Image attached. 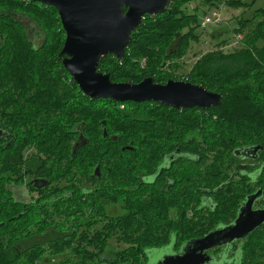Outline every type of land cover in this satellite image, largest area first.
<instances>
[{
    "label": "trees",
    "instance_id": "1",
    "mask_svg": "<svg viewBox=\"0 0 264 264\" xmlns=\"http://www.w3.org/2000/svg\"><path fill=\"white\" fill-rule=\"evenodd\" d=\"M190 2L171 0L166 12L146 14L124 57L104 55L98 70L114 82L150 76L202 85L223 95L210 108L90 97L59 56L66 32L58 10L35 0H0V264H143L147 253L149 261L161 259L232 222L259 189L264 207V8L234 28L245 34L241 47L209 51L181 77L162 69L198 36L196 12L186 16L183 7ZM21 14L41 29L38 46ZM258 14L263 18L255 22ZM179 32L180 48L167 53ZM257 145L254 158L238 152ZM30 148L36 158H26ZM41 159L53 162L45 168L53 181L81 174L83 199L75 198L74 182L50 202L42 200L53 192L35 202L15 196L14 183L31 191L26 173ZM261 225L235 246L236 264H264ZM111 238L128 246L116 249Z\"/></svg>",
    "mask_w": 264,
    "mask_h": 264
},
{
    "label": "water",
    "instance_id": "2",
    "mask_svg": "<svg viewBox=\"0 0 264 264\" xmlns=\"http://www.w3.org/2000/svg\"><path fill=\"white\" fill-rule=\"evenodd\" d=\"M54 6L59 13L66 39L59 56L66 70L81 90L92 98H111L116 101L159 102L175 108H210L222 103L223 95L202 85L182 79L159 83L153 77L140 82H114L108 73L98 70L102 56L124 57L131 34L146 14L166 12L171 0H35ZM127 8V9H125ZM181 45V33L167 49L176 52ZM261 145L239 150L245 156L256 157ZM95 174H99V167ZM263 190L248 195L236 220L221 229L187 243L183 253L166 254L156 264H204L205 250L212 247L215 237L232 242L243 238L264 223V208H254ZM220 239V240H221ZM188 246V247H187Z\"/></svg>",
    "mask_w": 264,
    "mask_h": 264
},
{
    "label": "rangeland",
    "instance_id": "3",
    "mask_svg": "<svg viewBox=\"0 0 264 264\" xmlns=\"http://www.w3.org/2000/svg\"><path fill=\"white\" fill-rule=\"evenodd\" d=\"M241 3L238 6H227L222 4L219 8L222 11L224 22L221 24H212L208 28H201L199 25H194V29L198 36L196 39H191L189 41V46L181 56L173 57L168 60H165L162 70L174 74L175 76H186L192 70V67L195 65L197 60L205 53L222 48L224 51L229 52L233 51L235 48L242 46L245 39V34H237L233 30L239 25L240 19H251L254 14H256L260 9L264 8V0H238ZM183 6V5H182ZM185 15L187 13L196 12L198 22L202 23L205 18V11H209L211 8H217L216 5L203 2L202 0H191V2L185 6ZM181 17V15H178ZM18 18L23 21L26 25L29 37L35 43L36 46L41 44L43 40V35L40 32L41 29L39 26L28 16L19 15ZM263 18L261 14H258L255 18V22ZM189 20H193V17H190ZM253 25L252 27H254ZM181 33V32H180ZM222 44V42H224ZM227 41V42H226ZM221 43V44H219ZM258 45H261L259 42ZM141 66L145 65V61H142ZM15 192V196L22 199L29 200L31 194L28 188L25 185L12 186ZM110 243L116 248L119 249L121 245L118 244V240L112 239ZM158 254L155 252L153 258ZM160 259V254L153 260L149 261V264H156L157 260Z\"/></svg>",
    "mask_w": 264,
    "mask_h": 264
},
{
    "label": "flooded vegetation",
    "instance_id": "4",
    "mask_svg": "<svg viewBox=\"0 0 264 264\" xmlns=\"http://www.w3.org/2000/svg\"><path fill=\"white\" fill-rule=\"evenodd\" d=\"M3 135H4V133H3ZM35 156H37V155L34 152V148L28 149V151L26 153V158H30V157L31 158H36ZM52 164H53V162L46 163L45 161H43L41 159V161H39V165H35V168H34V166H31V173L29 171H27L26 177H29L30 180H28V182H31V192H30V194H31L30 197L31 198L28 201L31 200V201L35 202V199H37L38 197H41V195H49V193L53 192L54 194L52 196H47L45 199L42 200V201H45V202H50V201L56 199L57 196L60 197L61 195L66 193L67 190H68V188H66V186L67 185H72L73 182L75 183V189L77 191V194H76L75 198L76 199L77 198L78 199H83L82 195H83V192H84V179H83L82 175L78 174L76 179H74V181H71V182H67V180L65 178H63V177L56 178V180L53 181L52 178L48 177V174L46 172V169L50 168L52 166ZM41 170H44V171H41ZM38 171H40V172H38ZM25 180H27V179H25ZM12 186H20V184H15L14 183V184H12ZM39 191H41V193H39ZM247 197H246L245 201L247 200ZM260 201H261V197L258 198L255 201V203H254V208L255 209L264 208V207L261 206ZM244 202L242 203V205L244 204ZM53 208H52V210H53ZM116 208H117V205H114V204H111L109 206V210L112 211V212L116 211ZM239 210L237 212V215H236L235 219L232 222H230L228 224H225V225H221V226H217V227L211 228V230L206 232L204 235L197 236V237H194L192 239H189V240L185 241L183 243V245L181 246V249L179 251H177V252H173L172 254L183 253L185 251V249H186L187 243H190L189 246L192 247V246H194V241L195 240L201 239V238L205 237L207 234H209L211 232L217 231V230L221 229L222 227H224L226 225L232 224L236 220V218L238 216V213H239ZM77 215H81V212H78ZM68 225L71 226L70 223ZM262 227L263 226L261 225V226L256 227L255 229L259 230ZM81 230H82V228L79 229V231H81ZM78 234H79V232H78ZM247 236L248 235H246L243 238L236 239V240H234L232 242H228V241L222 240L220 238V236L219 237H215L216 243L212 247H210V248L205 250V253L208 256V260H206V262L204 264H236L237 260H238L237 257L239 256V254L236 253V249L235 248L238 247V245ZM110 240H112V238ZM118 244H120L123 247L124 246H128L127 244H125V243L122 244L119 241H118ZM148 258H149V256H148V253H147L146 257L144 258L145 262L143 264H148V261H149ZM146 259H147V261H146ZM159 260L160 259H158L157 262Z\"/></svg>",
    "mask_w": 264,
    "mask_h": 264
},
{
    "label": "built area",
    "instance_id": "5",
    "mask_svg": "<svg viewBox=\"0 0 264 264\" xmlns=\"http://www.w3.org/2000/svg\"><path fill=\"white\" fill-rule=\"evenodd\" d=\"M224 22L223 14L220 8H211L205 14V18L202 21L200 27L208 28L212 24H221Z\"/></svg>",
    "mask_w": 264,
    "mask_h": 264
}]
</instances>
